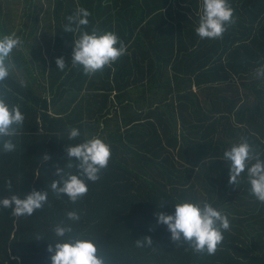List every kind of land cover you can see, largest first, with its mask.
Instances as JSON below:
<instances>
[{
    "label": "trees",
    "instance_id": "obj_1",
    "mask_svg": "<svg viewBox=\"0 0 264 264\" xmlns=\"http://www.w3.org/2000/svg\"><path fill=\"white\" fill-rule=\"evenodd\" d=\"M229 3L235 23L210 40L195 32L202 0H0V37L15 32L23 41L10 77L53 108L0 84V98L25 116L16 150L0 152V199L48 192L32 216L0 207V264H51L60 224L96 242L105 264H264V203L251 193L247 171L229 184L223 159L246 138L264 160V78L256 76L264 65V0ZM78 7L91 12L89 32H114L127 46L112 68L86 75L72 66L69 41L80 32L65 26ZM73 127L80 136L70 140ZM93 137L111 146L112 157L72 203L51 189L56 166L78 174L67 167L66 148ZM186 201H207L228 217L215 255L173 242L157 223V212L174 214ZM70 211L80 220H68ZM143 237L153 245L138 247Z\"/></svg>",
    "mask_w": 264,
    "mask_h": 264
},
{
    "label": "clouds",
    "instance_id": "obj_2",
    "mask_svg": "<svg viewBox=\"0 0 264 264\" xmlns=\"http://www.w3.org/2000/svg\"><path fill=\"white\" fill-rule=\"evenodd\" d=\"M203 13L199 26L195 29L201 39H222L228 26L235 23L234 9L229 0H202ZM91 12L78 7L73 15L67 17L68 24L65 31L80 32L73 45L72 66L82 67L86 75L103 72L112 66L127 52L125 43L111 31L101 33L98 29L87 30ZM75 25V29L72 27ZM23 45L22 39L15 32L0 37V84H3L11 75L14 65L13 51L19 50ZM60 71L66 68V61L60 57L56 59ZM114 70V69H113ZM256 76L264 78V65L256 69ZM24 114L18 105H9L4 98H0V152L12 153L16 150L13 138L16 137L23 126ZM80 136L78 128H70L68 138L76 139ZM68 168L76 167L78 174L65 175L64 169L56 166L54 175L60 177L53 180L51 189L60 195H67L72 203L87 195L89 188L86 181L96 182L100 179L102 169L107 168L112 157L111 146L99 137L87 139L83 143L66 148ZM51 157L44 156L47 161ZM75 160V165L70 161ZM223 159L229 162V184L237 185L242 173L247 171V182L251 186V193L264 203V160L256 152L248 140L242 139L233 144L223 153ZM39 176L38 174H36ZM12 189L11 181L8 182ZM48 201L47 191L33 190L24 195L13 194L0 199V207L11 209L14 217L32 216L37 210L43 208ZM163 202L161 203V207ZM157 223L166 225L171 233L173 242L187 243L197 253L215 255L218 247L224 241V232L230 231L231 225L228 217L211 203L182 202L175 205L174 214L157 212ZM67 219L79 221L80 216L75 211L67 213ZM58 242L49 244L48 251L52 253L51 264H105L104 258L99 254L96 242L72 236L71 225L60 224L54 229ZM138 247L153 245L151 237L136 240Z\"/></svg>",
    "mask_w": 264,
    "mask_h": 264
},
{
    "label": "crops",
    "instance_id": "obj_3",
    "mask_svg": "<svg viewBox=\"0 0 264 264\" xmlns=\"http://www.w3.org/2000/svg\"><path fill=\"white\" fill-rule=\"evenodd\" d=\"M76 38H77V36H75V39H72V41H69V44L70 45H74V42H75ZM3 84L7 88H9L13 92H15L17 95L23 96L24 98H29L34 104H36L37 106H39L43 110H46L48 112H52L53 108L50 107L51 106L50 98H46L47 100L46 99L44 100V99H39V98L34 97V94L29 92L28 90H24L23 88H21L16 82H14L11 79V77H9ZM63 104H64L63 102L60 103V105H63ZM55 109H57V108H55Z\"/></svg>",
    "mask_w": 264,
    "mask_h": 264
},
{
    "label": "bare ground",
    "instance_id": "obj_4",
    "mask_svg": "<svg viewBox=\"0 0 264 264\" xmlns=\"http://www.w3.org/2000/svg\"><path fill=\"white\" fill-rule=\"evenodd\" d=\"M14 7V6H13ZM61 49H63V48H61ZM16 55V54H15ZM123 74V73H122ZM122 76V75H121ZM73 100H75V99H73ZM73 102V101H72ZM60 113V112H59ZM244 207V206H243ZM261 223V222H260ZM260 231V230H259ZM260 241H262V240H260Z\"/></svg>",
    "mask_w": 264,
    "mask_h": 264
}]
</instances>
